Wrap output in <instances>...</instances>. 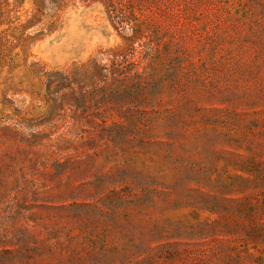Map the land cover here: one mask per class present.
<instances>
[{
  "label": "rangeland",
  "instance_id": "1",
  "mask_svg": "<svg viewBox=\"0 0 264 264\" xmlns=\"http://www.w3.org/2000/svg\"><path fill=\"white\" fill-rule=\"evenodd\" d=\"M0 264H264V0H0Z\"/></svg>",
  "mask_w": 264,
  "mask_h": 264
},
{
  "label": "trees",
  "instance_id": "2",
  "mask_svg": "<svg viewBox=\"0 0 264 264\" xmlns=\"http://www.w3.org/2000/svg\"><path fill=\"white\" fill-rule=\"evenodd\" d=\"M103 59H106L108 62H111L113 65L117 64L118 67L121 66L125 61H128V53L126 52V49L123 48H114V49H110L105 53V56ZM90 66H98V63L96 61H93L91 63ZM119 70V68H117V71ZM117 71L111 72V80L114 82L116 80V76L115 73ZM122 74L125 72L123 70H119ZM89 72L86 71H75L74 73H72V76L69 75H64L61 74V80L60 83L62 82L63 87H70L72 86L75 81L80 80V76L83 75H88ZM103 78H108V75H101ZM114 92V91H113ZM103 123H106L107 121V116H102L100 117ZM106 126V124L104 125ZM107 128V127H106Z\"/></svg>",
  "mask_w": 264,
  "mask_h": 264
}]
</instances>
